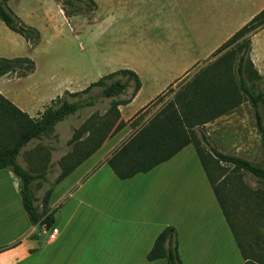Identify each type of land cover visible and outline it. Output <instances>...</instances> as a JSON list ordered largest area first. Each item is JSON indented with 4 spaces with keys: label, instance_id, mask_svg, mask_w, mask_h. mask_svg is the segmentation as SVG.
Wrapping results in <instances>:
<instances>
[{
    "label": "crops",
    "instance_id": "1",
    "mask_svg": "<svg viewBox=\"0 0 264 264\" xmlns=\"http://www.w3.org/2000/svg\"><path fill=\"white\" fill-rule=\"evenodd\" d=\"M14 1L23 3L26 0H9V5ZM121 6L128 11V3H121ZM171 7L176 10L186 8L193 16L185 27L186 37L191 40L179 47L177 55L147 56L138 62H124L114 67L112 62H107L98 69L89 51L88 62L79 59L71 71L60 63L49 61L46 74L35 70L22 78L17 73L5 75L0 78V94L34 121H39L65 92H82L103 76L120 69H130L138 74L142 87L130 104L119 107L127 122L140 111H145L169 87L189 76L193 77L201 65L214 61V53L264 10V0H172ZM56 8L55 12L45 10L39 15L41 25L51 33L53 41L48 44L50 49L55 40L69 37L60 30V25L69 26L77 41L87 27L71 26L57 2ZM57 18L59 22H56ZM93 24L94 29L90 28L88 33L90 41L97 38L98 24ZM189 32L191 34L188 35ZM4 33L7 41L0 40V57H3L2 49L15 44L12 42L14 35ZM26 45L30 57L40 47L31 49ZM251 59L264 77V28L252 37ZM217 121L207 125L215 127ZM66 124L67 121H63L55 129L68 128ZM120 136L122 133L109 139L57 183V189H50V207L55 211L53 227L59 229L55 240H50V233L44 228L42 230L40 226L31 224L23 207L19 181L13 173L10 170L0 171V196L4 193L11 197L7 201L0 200V226L4 221H21L11 228L8 235H0V264H166L165 259L150 262L147 256L157 237L168 226L175 227L179 237H185L191 245L195 244L194 237L213 244L224 240L226 235L233 236L197 152L192 149L193 145L161 165L191 157L194 168L161 169L159 165L147 174L121 180L106 163L115 151L117 143L112 144L113 141ZM61 138H67V144L72 140L66 135ZM106 146H109L107 151L99 157ZM34 149L30 142L21 151L19 164L34 175L46 172L48 179L52 175L60 176L62 169L59 161L69 151L55 150L51 155H43ZM33 152L35 155H32ZM21 157L24 164L20 163ZM59 189L62 192L57 194ZM102 229L110 231V234L101 235Z\"/></svg>",
    "mask_w": 264,
    "mask_h": 264
},
{
    "label": "trees",
    "instance_id": "2",
    "mask_svg": "<svg viewBox=\"0 0 264 264\" xmlns=\"http://www.w3.org/2000/svg\"><path fill=\"white\" fill-rule=\"evenodd\" d=\"M55 1L61 5L67 18L79 16L83 12H94L97 7L95 0ZM66 4L72 9H66ZM0 21L9 30L22 36L31 49L39 46L41 32L23 22L10 8L9 0H0ZM263 28L264 10L224 43L214 53L216 59L187 80L170 101L106 161L121 180H128L151 172L187 146L193 145L245 260L243 264H264L262 254L247 240L240 219L242 199L246 206L252 202L255 207L258 205L264 209V87L256 85L264 77L259 74L251 59L252 37ZM35 70L36 63L29 57H0V78L15 73L21 78L27 77ZM141 87L136 72L120 69L103 76L82 92H65L44 112L39 121H34L0 94V171L10 170L19 181L23 207L32 225L45 229L53 226L55 211L50 207L52 190L42 200L37 197L34 183L38 182L37 187L43 188L48 181L47 173L34 175L24 169L18 162L21 151L33 140H42L45 135L52 133L59 123L70 116L95 107L100 99L112 100L105 115L93 116L85 123L82 131L74 134L69 142L73 145L72 151L59 161L62 173L55 184L59 183L125 128L126 121L119 107L130 104ZM94 89H99L100 93L93 94ZM129 89H133L130 98L120 99L119 96ZM244 101L251 104L255 113L263 150L262 164L219 152L201 132V138L210 147L211 155L203 148L196 134V129L235 112ZM35 152L40 153L38 150ZM215 164H225L232 167V170L224 179L218 180L213 174ZM243 174L252 176L259 188L254 190L245 185ZM147 259L150 262L165 259L168 264H183L175 227L168 226L163 230Z\"/></svg>",
    "mask_w": 264,
    "mask_h": 264
},
{
    "label": "rangeland",
    "instance_id": "3",
    "mask_svg": "<svg viewBox=\"0 0 264 264\" xmlns=\"http://www.w3.org/2000/svg\"><path fill=\"white\" fill-rule=\"evenodd\" d=\"M95 1L97 7L94 12H83L79 16L67 18L72 23L71 26L87 25L80 34V40L77 41L70 33L69 26L60 25L59 23L60 30L69 37L65 38V40H55L51 49L48 46V44H51L53 41L50 37V30L41 25L39 15L45 10L55 12L57 9L56 2L54 0H26L23 3L14 1L9 5L13 12L27 25L41 32L42 38L39 44L40 47L33 53L32 57L28 56L30 52L26 45V40L22 36L10 31L6 25L0 21V40L7 41L4 39V32H9L14 35L12 42H15L13 47L10 45V47L2 49L1 54L5 58L29 57L36 63V70L39 71V74H46L50 65L49 61L60 63L65 69L67 68L68 71H71L74 67L73 64L79 59H81L80 61L88 62L89 58H87V55L89 51L91 52L93 64L96 62L99 67L98 69H101L103 68L101 66L107 64V62H112L111 66L114 67L124 62H138L140 59L147 56L166 57L177 55L176 53L180 52L179 47L189 43L191 40L188 39V36L186 37L187 31L185 28L193 19L191 11L186 8L176 10L171 7L172 0ZM121 3H128V6H126L128 7V11L123 10ZM60 7L61 5L59 4V8ZM65 7L69 10L72 9L69 4H66ZM111 12H113V14ZM126 12H128V14ZM59 21L60 20L57 18L56 22ZM95 22L98 24L96 32L97 38L95 39L93 37L94 39L90 41L88 36L89 29L92 27V29H94L95 24L93 23ZM189 34L191 33L189 32L188 35ZM189 38H191V36H189ZM84 49L87 51H84ZM207 65H209V63L201 65L200 69ZM191 78L189 76L177 82L176 85L169 87L145 108V111H140L129 119L123 129L124 131H120L114 135L117 136V134L122 133V136L114 141L112 140V144L117 143L115 151L159 112L164 105L170 101L179 88ZM146 82H148V80H146ZM256 85L263 88L264 80L257 81ZM15 87L16 86H12V88ZM132 92L133 89H129L124 95L119 96V98L128 99ZM92 93L98 95L100 90L96 89ZM111 103L112 100L102 98L95 107L86 108L70 116L65 120V122L67 121L66 126H68V128L55 129L52 133L45 135L42 140H33L32 147H35L34 151L38 150L43 155L48 153L51 155V152L55 150L62 152L69 151L70 153L73 149V145L66 143L67 138L60 139V137L66 135L73 138L75 133L83 130L85 123L93 116L105 115L110 109ZM201 132H204L212 147L216 148L219 152L238 155L257 164L263 163L261 137L257 132L255 113L249 102L244 101L235 112L218 119L215 127L206 125L203 128L196 129V134L201 145L212 155L210 147L201 138ZM86 137L87 135L84 136V138ZM107 147L109 146L101 150L99 157L105 154ZM192 149L195 152L193 146ZM32 155H35V153L33 152ZM190 159L191 157H185L179 162H171L161 165L160 167L161 169H171L170 167L175 168L180 166L194 168L195 166H193ZM20 163L24 164L22 157ZM217 166L215 164L213 174L218 180L224 179L232 170V167L225 164H219ZM57 178V176H50L48 179L49 182L47 181L48 184L45 185L44 190L37 187L38 182L34 183L33 188L40 200L43 199L50 189H57L58 184H55ZM242 180L245 185L254 190L259 188L257 181L248 174H243ZM56 191L58 194L62 192V189ZM1 194L0 200L2 201H7L11 198L4 193ZM234 197L237 196L234 194ZM242 203L243 206H240L242 213L240 214L241 225H243L246 230L247 240L262 254L264 261V209L258 207V205L255 207L252 202L246 206L244 205L243 199ZM17 223H21V221L17 220L11 223L4 221L3 225L0 226V235H8V233L11 232V228L16 226ZM41 229L43 230V227H41ZM100 234L109 235L110 231L102 229ZM198 238L199 237H194L193 241L195 244L191 245L190 241L187 242L188 239L185 237L182 239V237L178 235L179 251L183 264L243 263L242 254L232 235H226L224 240H220L217 243H209L208 247L210 246L212 251L215 250L214 253H212L213 257L216 253L217 256L220 255L215 259L216 261L213 259L209 263H203L205 254L203 249L207 244L205 240L202 241ZM180 246H182L181 248H183V251L180 249ZM209 252L210 255V249ZM210 258H212L211 255ZM165 263L168 264L167 260H165Z\"/></svg>",
    "mask_w": 264,
    "mask_h": 264
},
{
    "label": "bare ground",
    "instance_id": "4",
    "mask_svg": "<svg viewBox=\"0 0 264 264\" xmlns=\"http://www.w3.org/2000/svg\"><path fill=\"white\" fill-rule=\"evenodd\" d=\"M209 249H210V251H211V254H210V255L212 256V258H210V255H209V253H210V252H209ZM203 251H204V253H205V254H204V257H203V263H205V262H207V261H211V260H213V259L215 260V259H217L218 256L220 255V254H219V255L217 256V255H216L217 253H216L215 256L213 257V254H212V253H214L215 250L212 251V250H211V247H210V246L208 247V244H207L206 247H204ZM218 253H219V252H218ZM209 259H210V260H209ZM207 263H208V262H207Z\"/></svg>",
    "mask_w": 264,
    "mask_h": 264
},
{
    "label": "built area",
    "instance_id": "5",
    "mask_svg": "<svg viewBox=\"0 0 264 264\" xmlns=\"http://www.w3.org/2000/svg\"><path fill=\"white\" fill-rule=\"evenodd\" d=\"M47 232L50 233V240H55L57 239L58 235H59V229L56 227H51L50 229H45Z\"/></svg>",
    "mask_w": 264,
    "mask_h": 264
}]
</instances>
